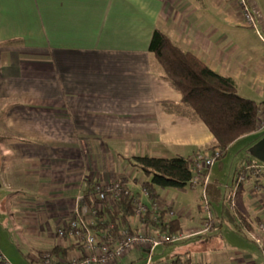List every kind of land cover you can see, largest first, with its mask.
Segmentation results:
<instances>
[{
	"label": "crops",
	"instance_id": "0c3cea01",
	"mask_svg": "<svg viewBox=\"0 0 264 264\" xmlns=\"http://www.w3.org/2000/svg\"><path fill=\"white\" fill-rule=\"evenodd\" d=\"M258 1L247 0L252 27L233 0H0V189L14 192L0 205L30 243L31 262L54 249L56 263L79 257L74 241L57 231L88 183L125 179L137 192L143 178L128 159L192 158L213 143L204 124L163 110L180 95L160 79L148 52L154 30L232 79L264 120ZM209 183L219 190L210 196L215 204L233 194L237 233L264 244L263 192L248 183L222 194ZM1 248L0 264H8ZM219 250L216 242L211 251ZM227 253L229 264H262Z\"/></svg>",
	"mask_w": 264,
	"mask_h": 264
},
{
	"label": "trees",
	"instance_id": "16d2710c",
	"mask_svg": "<svg viewBox=\"0 0 264 264\" xmlns=\"http://www.w3.org/2000/svg\"><path fill=\"white\" fill-rule=\"evenodd\" d=\"M148 52L152 55L155 66L159 70L160 79L180 95L178 104L165 102L162 104L163 110L187 118L193 123H202L211 133L213 143L201 153L212 155L215 150L219 151L217 159L219 160L234 142L260 132L258 129L259 105L252 100L240 97L236 93V86L232 79L221 77L212 72L195 55L182 51L159 30H154L152 33ZM263 137L264 133L259 140ZM127 164L134 169L136 174L142 176L143 181L139 183V189L147 193L151 203L160 198L158 190L174 189L184 192L190 188L192 169L195 167L191 158L183 157L158 159L141 156L128 159ZM261 166L264 165L261 164ZM255 173L256 177L252 176ZM239 177H244L246 180L252 178L253 185L264 190V185L260 183L264 182V169L257 172L253 169V165L248 163L247 167L236 170L232 183L234 184ZM121 181L126 182V180ZM134 181L136 180L134 179ZM94 187L95 184L88 183L78 202L79 210L92 211L96 206L102 208L93 218L94 233L96 235L104 234L110 238V235L116 236L118 230L130 229L133 216L131 202L137 192L131 189V196L122 197L113 209L109 203L95 200ZM214 190L215 192H213ZM218 192L215 185L208 183L206 196L209 206L212 203H217L210 196L212 193L218 194ZM219 202H221V212L216 221L233 225L238 222L239 224L237 221L239 218L237 219L230 210L231 191H228L224 199ZM226 203L229 204V208ZM151 217L152 215L148 212L142 219L148 227H154L159 232H167L170 235L180 233L179 223L176 219L164 224L160 218L158 224H154ZM101 219H103L102 224L99 222ZM111 225L114 226L113 229H110ZM238 227L240 224L237 229ZM67 237L69 238L66 234L64 238ZM57 253V249H54L46 254L55 261ZM169 264L194 263L190 261L187 254H183L174 256Z\"/></svg>",
	"mask_w": 264,
	"mask_h": 264
},
{
	"label": "rangeland",
	"instance_id": "374dc122",
	"mask_svg": "<svg viewBox=\"0 0 264 264\" xmlns=\"http://www.w3.org/2000/svg\"><path fill=\"white\" fill-rule=\"evenodd\" d=\"M257 5L259 7H261L260 5L264 6V0H259ZM247 6L251 8L249 3ZM260 36V45L255 38L252 39L256 41V44L253 42L254 45L259 46L264 53V30L262 29H260ZM262 133H264V129L237 140L228 147L225 155L214 163L209 173V181L218 183L222 194H227L228 189L233 188L232 179L236 170L247 167L248 163L253 166H261V163H258L249 155L248 149L259 140ZM138 176L141 177V175L137 174ZM252 182L251 178L243 184H252ZM195 193L197 194L196 197ZM13 194L14 192L0 189V203L4 199L14 197ZM158 194L160 201L162 200L164 204H168L176 216L183 214L180 218L182 232L177 235L181 237L180 241L156 248L151 264H169L174 256L183 254H187L190 261L194 264H204L208 259H211L214 264H229L233 257L230 253L226 254V252L231 250V248L246 255L249 254L255 261L264 264V254L260 251V249H264L263 243L256 244L250 238L238 234V222L233 225L216 221L221 212L220 203H212L209 206L210 214L214 222H216V228L204 232L202 224L205 223L207 216L203 211V207H201L202 200L199 197V190L194 191L188 188L184 192H179L174 189H164L158 190ZM226 206L229 208L228 203H226ZM9 218L8 213L3 211L2 205H0V248L2 247L1 251L5 261L8 264H36L31 262V259L35 258V254L29 250L30 243L25 244L27 241L23 240L19 233L13 229ZM196 232L198 234L191 235ZM210 237H212V245L208 244L209 241H207ZM216 242L223 247V251H211ZM146 261L147 254L145 250L134 248L121 258L117 264H146Z\"/></svg>",
	"mask_w": 264,
	"mask_h": 264
},
{
	"label": "built area",
	"instance_id": "2783aa9c",
	"mask_svg": "<svg viewBox=\"0 0 264 264\" xmlns=\"http://www.w3.org/2000/svg\"><path fill=\"white\" fill-rule=\"evenodd\" d=\"M239 7L242 8L246 22L254 27V20L247 8V0H233ZM258 129H264V120L258 122ZM219 158V151H214L212 155L207 153H199L191 158L195 163L192 169V179L190 188L199 190L202 200L201 207L206 213L205 223L202 224L204 232L216 228L213 217L210 214L209 203L206 196V186L209 183V173ZM257 172L264 169V166H253ZM256 177V173L252 175ZM117 180L106 185H95L93 188L94 198L100 202H107L111 208L115 209V204L122 197L131 196V185L129 182ZM125 180V179H124ZM142 182V181H140ZM246 182L244 177H239L234 188ZM254 190L263 192L264 190L258 186H254ZM135 195V194H134ZM233 194L231 196V199ZM81 199V198H80ZM79 202V201H78ZM133 216L131 219L132 227L130 229L118 230L116 236L106 237L104 234L96 235L93 231L95 225L93 218L96 213L101 211L100 206H96L92 211L79 210L78 204L76 210L71 216L69 222L57 231V237L63 239L66 234L74 241L79 249V257L71 258L65 261H59L58 264H117L129 251L134 248L144 249L147 254L146 264H151L152 256L156 248L161 245H170L181 240L178 234L170 235L167 232H159L154 227H148L142 221L145 214L150 212L151 220L154 224H158L161 218L164 224H168L171 220L181 218L183 214L176 216L172 208L168 204H164L160 198L155 202L148 200L147 193L141 189L137 191L135 197H132ZM230 208L233 209V204L230 203ZM101 224L103 219L99 221ZM113 225L110 229H113ZM259 231L264 232V225L258 227ZM36 264H56L50 255H39L35 259Z\"/></svg>",
	"mask_w": 264,
	"mask_h": 264
},
{
	"label": "water",
	"instance_id": "95a60500",
	"mask_svg": "<svg viewBox=\"0 0 264 264\" xmlns=\"http://www.w3.org/2000/svg\"><path fill=\"white\" fill-rule=\"evenodd\" d=\"M248 153L253 159L264 165V137L251 146Z\"/></svg>",
	"mask_w": 264,
	"mask_h": 264
}]
</instances>
